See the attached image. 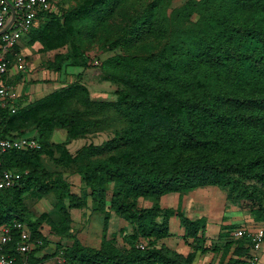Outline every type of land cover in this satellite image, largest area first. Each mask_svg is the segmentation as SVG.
<instances>
[{"label": "trees", "instance_id": "trees-1", "mask_svg": "<svg viewBox=\"0 0 264 264\" xmlns=\"http://www.w3.org/2000/svg\"><path fill=\"white\" fill-rule=\"evenodd\" d=\"M168 2L146 0L130 9L127 0H80L71 9L58 5L40 12L25 34L31 45L40 43L39 51L69 44L70 51L56 53L45 64L57 71L71 56H83L85 40L111 24L115 31L106 38L109 48L126 49L150 35L171 34L155 51L115 53L99 63L94 70L98 78L118 85L112 100L91 99L80 71L69 83L13 112L0 107V136L31 130L40 143L38 148L1 154L2 166L21 175L12 186L0 188V225L24 221L32 238L41 240L27 252V264L47 243L44 225L72 238L54 251L68 263L190 264L192 253L182 256L157 242L170 235L169 218L175 215L183 238H191L201 253L209 250L204 216H187L181 197L184 191L209 185L224 189L227 201H248L253 223L262 224L264 231V0H185L169 10ZM193 13L196 21L186 25ZM109 122L116 125L110 138L83 145L74 155L68 152L67 142ZM55 127L65 130L63 141H50ZM53 148L59 163H73L83 173L91 200L102 209L110 188L108 208L133 225L132 233L124 236L127 244L118 245L113 234L107 236L108 210L98 248L71 234L69 208L84 202L70 191L68 180L41 162V154ZM26 192L36 198L51 192L59 219L47 211L28 216ZM169 192L178 193L175 208L160 203L159 197ZM138 197L154 202L138 207ZM144 238L141 248L136 241ZM237 238L240 242L225 264H246L249 237ZM18 240L12 228L3 251L18 255ZM225 244L228 250L232 242ZM49 255L43 253L36 261Z\"/></svg>", "mask_w": 264, "mask_h": 264}, {"label": "rangeland", "instance_id": "rangeland-1", "mask_svg": "<svg viewBox=\"0 0 264 264\" xmlns=\"http://www.w3.org/2000/svg\"><path fill=\"white\" fill-rule=\"evenodd\" d=\"M79 1L80 0H53L56 6H60L61 10L71 9ZM145 1L146 0H127V4L130 9H133L135 7H139L140 4ZM184 1L185 0H169L168 10L172 7L181 5ZM196 19L197 15L193 13L190 16V21H188L186 25L192 26ZM114 31L115 27L111 24V27L108 30H98L95 32L92 38L85 40L83 56L80 58H74L71 56L70 58L63 61L60 65V69H63V73H60L59 79L53 83L54 86L52 87H60L66 83H69L75 78L76 73L80 72L79 70H81L80 80L88 88L91 99L112 100L116 96V89L118 88V85L114 81L98 78V75L94 72V70L97 69L99 63L107 56L115 53H127L132 55L146 54L155 51L159 49L171 35L170 32H167L165 36L161 37L157 35H150L145 39L127 47L126 49H123L122 47L109 48L106 44V38L112 37ZM20 41H22V39ZM25 43L29 49L34 48L36 49L35 51H38L39 55L37 56L40 62L39 65H42V62H52V59L56 53L70 51V46L68 43L47 51H39L37 49L40 47V43L38 41H35L32 45L28 41ZM33 53L34 51L29 53L27 56L31 57ZM78 62L81 63V66L77 65ZM44 86L45 90H43V94L50 91L48 87L49 84ZM115 126L116 125L114 123L109 122L99 130L87 133L82 137L72 139L66 143V149L70 154L74 155L76 151L83 145L89 143L99 144L112 136ZM27 134H30V132ZM61 136L64 137V130L63 128L59 127L53 132L51 136V138L54 140L52 142H59V140L62 139ZM58 157L59 152L53 148L50 152L41 154L40 159L43 165L49 171L56 175H61L63 178L68 180L70 191L79 195L84 202L80 207L69 208V213L71 216L69 231L71 234H74L82 244L89 247L98 248L104 234V215L108 210L109 217L107 221V236L113 234L118 245L124 244V236H128L132 233L133 225L130 221L124 219L114 210L108 208L107 205L110 195V188L107 190L106 206L102 209L91 200L89 194L90 188L85 183L83 173L80 172L73 163H59L57 161ZM206 187L218 189V195L216 198H214V192H209ZM206 187H195L184 191L182 195L184 198L183 201H185L182 209L187 216H204L206 222L205 236L207 238L206 242L207 245H209V250L205 253H201L191 238H183V227L179 225L178 219L175 215H172L169 218L170 235L159 239L157 242V245L164 243L182 256H185L188 252L192 253L193 259L190 264H216L215 262L217 260H221V262H219V264H221L223 259L227 257L228 253L235 246V244L240 242L234 233L238 227L256 224L253 223L254 221L250 212V203L248 201L236 200L230 202L225 200L224 189L216 185H209ZM196 188L203 189L200 190V193L196 191ZM169 193L171 195H167ZM169 193L163 194L159 197L160 203L163 207L175 208L177 193L173 195L174 198L172 197V193L174 192ZM23 199L29 212L28 216L31 218L36 217L43 211H47L53 219H59L60 216L55 210V199L51 192L42 196L41 198H36L29 192H26L23 196ZM153 202L154 199L151 197H138L137 199L138 207L149 206ZM262 202L264 204V198ZM230 223H234L238 225V227H227L226 224ZM218 225L220 229L219 231L217 230ZM43 233L48 239L47 243L37 249V254L32 256L31 264H76L75 262L68 263L63 261L62 257L56 255L58 251L54 253V251L58 249L57 245L59 248H63L71 243L72 238L70 236H59L54 234L49 231L46 225L43 226ZM138 241L145 242L146 239L144 238L137 240L136 243ZM226 241L232 242V244L228 247V250H225ZM43 253L50 255L41 262L36 261V259L39 258Z\"/></svg>", "mask_w": 264, "mask_h": 264}, {"label": "built area", "instance_id": "built-area-1", "mask_svg": "<svg viewBox=\"0 0 264 264\" xmlns=\"http://www.w3.org/2000/svg\"><path fill=\"white\" fill-rule=\"evenodd\" d=\"M8 2L12 5V9ZM46 10H56L53 0H0V30L9 23L6 29L0 32V107L8 108L11 112L24 102L20 101V95L15 86L5 80L10 65V53L19 39L35 24L38 14ZM18 67L23 68L24 61H21ZM38 147H40V143L34 134L0 136V188L12 186L21 175L18 171L2 166L1 154L9 149ZM12 228L18 231L19 240L15 247L18 255L3 251V246L11 238ZM234 233L236 237L243 234L249 237L246 264H256L258 251L264 241L262 224L239 227ZM40 243V239L32 238L30 229L24 221L17 219L1 224L0 264H27V252ZM137 245L143 248L145 242L140 241ZM145 264L164 263L149 262Z\"/></svg>", "mask_w": 264, "mask_h": 264}, {"label": "crops", "instance_id": "crops-1", "mask_svg": "<svg viewBox=\"0 0 264 264\" xmlns=\"http://www.w3.org/2000/svg\"><path fill=\"white\" fill-rule=\"evenodd\" d=\"M22 39V41H20ZM27 35H23L18 43L14 46L12 52L10 53V65H9V70L7 74L5 75V80L8 81L9 83L13 84L20 95L19 99L20 101H23L24 103L33 101L39 97L44 96L45 94L53 91L54 89L58 88L57 87H52L54 86L53 83L56 82L59 79L60 73H63L62 70H53L51 68H48L45 64L46 62H42V65H39V58L37 55H39L38 51H35L36 49L32 48L29 49L28 46H26L25 42L27 41ZM25 47H23V46ZM34 51L31 57H28L27 55ZM34 55V56H33ZM37 56V57H36ZM24 61V67L19 68L18 64ZM81 71V70H79ZM61 78V77H60ZM49 84V90L47 93L43 94V90H45V86ZM52 88V89H51ZM47 90V88H46ZM59 127H55L52 130V133L50 135V141H54L51 136L53 132L58 129ZM64 130V129H63ZM30 134L33 132L29 130ZM63 136V134H62ZM61 136V140L65 139V130H64V137ZM59 140V141H61ZM203 188H196V191L200 192ZM206 189L209 192H214V198L218 195V189L217 188H211V187H206ZM195 191V190H194ZM177 192L172 193V197L174 198L173 195H175ZM201 193V192H200ZM167 195H171L170 193ZM171 197V199H172ZM182 201H183V195ZM178 200V193H177V199L176 203ZM226 200V198H225ZM185 201V200H184ZM184 201L182 202V206H184ZM194 216V215H192ZM199 216V215H195ZM191 217V216H190ZM227 222V221H226ZM217 230L219 231V225L217 227ZM44 248V247H43ZM40 252V251H39ZM37 252L35 253V255ZM230 252L228 253L227 257L223 259V262L221 264H225ZM257 260L256 264H264V241L261 244V247L258 251L257 254ZM221 260H217L215 263L219 264Z\"/></svg>", "mask_w": 264, "mask_h": 264}, {"label": "water", "instance_id": "water-1", "mask_svg": "<svg viewBox=\"0 0 264 264\" xmlns=\"http://www.w3.org/2000/svg\"><path fill=\"white\" fill-rule=\"evenodd\" d=\"M8 3H9V5H10L11 9H12V5L10 4V2H8ZM8 24H9V23H8ZM8 24H7L2 30H0V32L3 31L4 29H6V27L8 26Z\"/></svg>", "mask_w": 264, "mask_h": 264}]
</instances>
